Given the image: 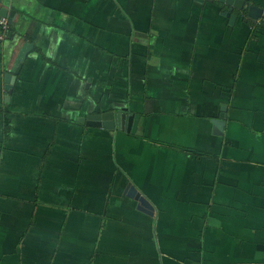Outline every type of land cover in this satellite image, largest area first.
Masks as SVG:
<instances>
[{"label":"crops","instance_id":"1","mask_svg":"<svg viewBox=\"0 0 264 264\" xmlns=\"http://www.w3.org/2000/svg\"><path fill=\"white\" fill-rule=\"evenodd\" d=\"M227 2L0 0V264H264V0Z\"/></svg>","mask_w":264,"mask_h":264},{"label":"water","instance_id":"2","mask_svg":"<svg viewBox=\"0 0 264 264\" xmlns=\"http://www.w3.org/2000/svg\"><path fill=\"white\" fill-rule=\"evenodd\" d=\"M227 3L229 4V0ZM25 48L22 49L20 55L17 58V61L14 65L13 69L6 76L5 90H6L7 94H9V93L11 94V91H12L13 86H14V82L16 80V75H18V73L20 72V70L23 66L22 64L25 61V58H26ZM7 100L9 101V96L7 97ZM97 112H98V115L100 117L97 116L94 119H96V120L101 119V122L91 121L88 123V125H92L95 127H103L104 129H107V130L115 129L116 127L119 130L124 129L123 124L126 122V119H127L126 114H124L125 111L118 112V113H116L115 111L101 113V110L99 108H97ZM130 121H131V118H130ZM129 189H130L129 196L131 198H134L135 200H137L140 203L141 206L139 207V209L141 211L146 212L147 214H152L154 209L149 204V202L144 197H142V195L135 188L133 189V188L129 187Z\"/></svg>","mask_w":264,"mask_h":264},{"label":"built area","instance_id":"3","mask_svg":"<svg viewBox=\"0 0 264 264\" xmlns=\"http://www.w3.org/2000/svg\"><path fill=\"white\" fill-rule=\"evenodd\" d=\"M10 30V23L6 17L0 15V41H4L7 38Z\"/></svg>","mask_w":264,"mask_h":264},{"label":"trees","instance_id":"4","mask_svg":"<svg viewBox=\"0 0 264 264\" xmlns=\"http://www.w3.org/2000/svg\"><path fill=\"white\" fill-rule=\"evenodd\" d=\"M9 122L8 121H5V129H6V131H8L9 130Z\"/></svg>","mask_w":264,"mask_h":264}]
</instances>
